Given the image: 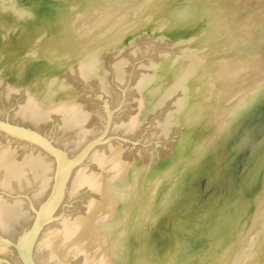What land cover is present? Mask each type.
Here are the masks:
<instances>
[{
  "label": "rangeland",
  "instance_id": "374dc122",
  "mask_svg": "<svg viewBox=\"0 0 264 264\" xmlns=\"http://www.w3.org/2000/svg\"><path fill=\"white\" fill-rule=\"evenodd\" d=\"M0 123L70 166L36 264H264V20L237 2L0 0ZM54 169L0 131V264Z\"/></svg>",
  "mask_w": 264,
  "mask_h": 264
},
{
  "label": "water",
  "instance_id": "95a60500",
  "mask_svg": "<svg viewBox=\"0 0 264 264\" xmlns=\"http://www.w3.org/2000/svg\"><path fill=\"white\" fill-rule=\"evenodd\" d=\"M18 1L24 0H9V4H14ZM245 7L252 13L256 14L264 20V0H233ZM0 131L27 143H30L52 157L55 162V169L53 175V181L50 191L40 208L36 212V217L32 226L22 233L13 245L16 251V255L22 264H36L29 253V247L33 243L34 239L42 232L45 226V219L55 205L59 198L63 183L67 177V173L70 170V166H66L61 155L58 151L51 146L45 139L40 138L34 134H27L20 130L13 128L8 124L0 123Z\"/></svg>",
  "mask_w": 264,
  "mask_h": 264
},
{
  "label": "bare ground",
  "instance_id": "6f19581e",
  "mask_svg": "<svg viewBox=\"0 0 264 264\" xmlns=\"http://www.w3.org/2000/svg\"><path fill=\"white\" fill-rule=\"evenodd\" d=\"M9 9H10V8H9ZM15 16H16V15H15ZM17 16H18V15H17ZM18 17H19V16H18ZM18 17H17V18H18ZM17 20H18V19H17ZM42 29H43V28H42ZM42 34H43V33H42ZM37 36H38V35H37ZM35 37H36V36H35ZM38 38H39V37H38ZM90 79H91V78H90ZM65 108H66V107H65ZM82 108H83V107H82ZM36 161H37V160H36ZM32 163H33V162H32ZM32 165H33V164H32ZM21 170H22V169H21ZM32 175H33V174H32ZM11 176H12V175H11ZM45 178H46V177H45ZM105 192H106V191H105ZM2 208H3V207H2ZM6 214H7V213H6ZM6 214H5V215H6ZM6 216H7V215H6ZM2 217H3V216H2ZM86 229H87V228H86Z\"/></svg>",
  "mask_w": 264,
  "mask_h": 264
},
{
  "label": "clouds",
  "instance_id": "9594fccd",
  "mask_svg": "<svg viewBox=\"0 0 264 264\" xmlns=\"http://www.w3.org/2000/svg\"><path fill=\"white\" fill-rule=\"evenodd\" d=\"M19 18H20V19H23V18H24L23 14H21V16H20Z\"/></svg>",
  "mask_w": 264,
  "mask_h": 264
}]
</instances>
